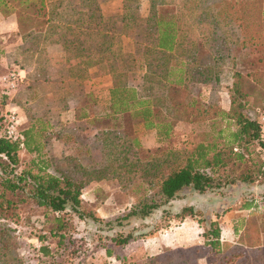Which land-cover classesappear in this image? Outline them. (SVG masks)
Segmentation results:
<instances>
[{"label":"trees","instance_id":"obj_1","mask_svg":"<svg viewBox=\"0 0 264 264\" xmlns=\"http://www.w3.org/2000/svg\"><path fill=\"white\" fill-rule=\"evenodd\" d=\"M15 1L17 9L0 0L1 18L13 19L20 37V60L33 64L35 70L32 75L26 72V79L13 91L19 89L14 97H24L27 127L20 129L15 139L8 138L0 115V264H23L10 224L18 217L11 197L17 191L42 208L43 216L54 214L49 234L59 241L67 228L61 214L69 210L98 234L110 232V241L124 244L133 238L131 231L120 232L124 220L143 219L183 191L204 193L219 188L225 177L217 169L225 167L231 156L242 160L250 144L262 155L257 170L264 178L257 117L246 100L240 101V97L252 95L244 89L243 76L235 67L238 56L248 67L250 82L264 88L262 0H217L210 4L147 0L145 14L140 13L141 0H121L119 33L115 12H102L99 0ZM161 8L169 11L161 13ZM127 35L133 41L131 52H124L120 45L121 36ZM53 44L62 50L58 63L52 62L47 52ZM77 59H82L88 70L80 79L73 75ZM90 68L108 75L111 83L106 109L100 116L91 109L95 97L87 87ZM226 77L229 83H225ZM194 83H207L212 90L226 88L228 112L223 114L219 106L203 102ZM10 94L0 92V99ZM177 120H211V129L190 148L168 147L149 153L140 142L137 124L154 129L157 142H165ZM82 121L98 128L101 167H82L75 157L52 153L53 140L77 142ZM20 149L30 154L24 165L17 154ZM127 172L138 173L147 193L122 216L103 221L82 208L80 194L87 183L108 178L121 187L120 177ZM241 179L251 178L243 175ZM166 213L162 209L161 214L166 217ZM198 214L192 205H185L173 217ZM204 221L203 244L219 252L218 223L197 219ZM36 239L38 251L48 254L47 245L42 243L44 235ZM170 255L168 251L156 255L152 264H193L191 256ZM244 257L243 252H232L224 257V264H242Z\"/></svg>","mask_w":264,"mask_h":264},{"label":"rangeland","instance_id":"obj_2","mask_svg":"<svg viewBox=\"0 0 264 264\" xmlns=\"http://www.w3.org/2000/svg\"><path fill=\"white\" fill-rule=\"evenodd\" d=\"M7 2L13 8H19L17 1L7 0ZM199 2L210 4L217 0H199ZM146 8L141 9L140 13L145 14ZM169 9L161 8L159 12L163 13ZM262 10L264 11L263 0ZM120 13L121 7L119 11H115L114 19L115 30L118 33L121 31ZM2 16L0 14V22ZM19 43L20 37L17 30H9L7 26L0 25V75L12 68H22L30 75L34 73L33 64L20 60ZM120 45L124 52H131L133 41L130 35L121 36ZM57 47L60 46L47 47L48 55L54 63H58L61 57ZM77 61L73 75L80 79L87 76L88 71L82 59ZM235 67L243 76L244 89L252 95L245 99L240 97V101L246 100V106L252 110V115L256 118L264 105V88L250 82L246 74L248 67L238 56ZM225 79V83L230 82L227 77ZM18 90L0 99V115L4 117L8 109L13 108L17 115L18 128L24 129L28 121L23 109L24 97H14ZM210 99L214 102L217 97H210ZM106 105L104 97H95L91 107L93 114L100 116L106 109ZM81 126L83 129L77 142L67 141L62 144L56 140L51 141L52 153L57 157L61 155L75 157L82 167H101L104 163L103 152L96 141L98 128L85 121L81 122ZM196 139L195 134H191L190 137L189 134L177 130L165 142L154 141L147 150L149 153H154L168 147L190 148ZM224 153H227V149ZM246 153L247 156H244L242 160L231 156L225 167L217 169L218 174L225 177L224 183L219 188L199 193V197L195 198L196 205L185 204V201H182V198L188 195L187 191H183L167 204L154 209L143 219L124 220V227L120 232L131 231L133 235V238L124 244H115L110 241V232L98 234L90 223L79 219L69 210L61 214L67 228L59 241L57 236L49 234V229L54 227L52 219L54 214L48 212L43 216L42 208L35 206L29 198L25 197L24 192L17 191L11 197L16 201L18 217L16 222L10 223L14 228V245L17 253L22 258L23 264H152L154 256L164 255L167 251L170 252L171 257L190 258L191 256L193 264H215L218 260L224 264L225 256L240 251L245 254L244 259L241 260L242 264H264V178L258 174L257 170L263 159L262 155L254 149L253 144H250ZM17 154L22 161L21 165H24L30 157V154L24 153L22 149ZM63 161L66 164L69 162ZM64 162L61 164L64 165ZM127 174L120 177L123 184L121 187L116 181L108 180V178L87 183L80 194L82 208L91 211L103 221H113L122 216L128 206L147 193L146 184L138 177V173L127 172ZM243 175H248L251 179L245 181L241 179ZM246 204H248L247 207H245ZM185 205H192L199 214L182 219L178 216L173 217V214ZM162 209L167 211L166 217L161 214ZM203 217L216 220L218 223L221 244L219 252L211 251L203 244L201 232L206 227V221L197 222V219ZM190 234L191 236L187 237ZM38 235H44L42 243L47 245L49 250L46 255L38 251L40 244L36 239Z\"/></svg>","mask_w":264,"mask_h":264},{"label":"crops","instance_id":"obj_3","mask_svg":"<svg viewBox=\"0 0 264 264\" xmlns=\"http://www.w3.org/2000/svg\"><path fill=\"white\" fill-rule=\"evenodd\" d=\"M147 4H148L147 0H141L140 2L141 9H144L145 7H147ZM118 6L119 8L121 7V0H99V7L101 11L105 13L119 11ZM0 25L2 27L7 26L9 30L15 29V23L13 19L10 18V16L2 18ZM56 45L57 44H53L50 46H56ZM57 48L61 52L59 55L61 56L62 51L60 47H57ZM77 60H75L74 62L75 63L78 62ZM75 63L73 65V70L76 67ZM59 66L60 68L63 67L61 64ZM85 69L86 71H88L86 66H85ZM89 73H90V76L87 81L88 82L87 87H89V90L92 92L93 97H104V99L106 100V104H107L108 89L111 86L108 75H106L105 73H102L97 68H90ZM74 77L76 76L74 75ZM193 86L198 92L199 98L203 102L205 103L208 102V103H212V104L219 106L223 114L228 112L229 98H228L226 88L220 87L217 90H212L210 85L207 83H194ZM210 97H217V99L214 102H212ZM211 122H212L211 120L198 121V122H186L182 120H177L172 125L171 136L175 134L177 130H181L184 132V134H189L190 137H191V134H195L197 137L196 141H198L202 138L205 132H208L211 129L210 128ZM137 128H138L137 130L142 135L140 138V142L144 147L148 148L150 145L154 143V141L157 142L154 129L143 128L142 124H137ZM171 136L169 138H171ZM186 194L188 195L183 197L182 201H185V204L191 203V204L196 205L197 200L195 198L199 197V193H196V192L188 193L187 191ZM189 236H191V234L188 235L187 237Z\"/></svg>","mask_w":264,"mask_h":264},{"label":"built area","instance_id":"obj_4","mask_svg":"<svg viewBox=\"0 0 264 264\" xmlns=\"http://www.w3.org/2000/svg\"><path fill=\"white\" fill-rule=\"evenodd\" d=\"M26 78V73L22 68H12L0 75V92L5 94L12 93L17 85ZM7 114H4L5 125L4 134L6 137L15 139L19 134L18 119L13 108L8 109ZM256 123L259 132L261 148L264 153V105L258 112Z\"/></svg>","mask_w":264,"mask_h":264}]
</instances>
